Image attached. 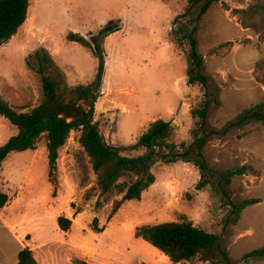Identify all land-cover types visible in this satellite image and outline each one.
Here are the masks:
<instances>
[{"label": "rangeland", "instance_id": "1", "mask_svg": "<svg viewBox=\"0 0 264 264\" xmlns=\"http://www.w3.org/2000/svg\"><path fill=\"white\" fill-rule=\"evenodd\" d=\"M187 8L188 0H31L32 19L7 42L12 50L8 57L0 52V95L18 111L30 112L42 104L44 94L40 75L27 64L29 55L44 47L71 87L89 84L98 61L68 35L89 38L111 19H121L122 32L104 43L106 71L95 120L106 141L122 147L125 155L143 153L130 147L158 118L173 123L178 145H190L194 131L201 129L193 111L210 100L204 130L212 135L204 157L211 173L203 176L191 162H158L153 168L156 182L144 199L126 202L117 212L125 216V233L119 226L112 230L117 213L110 216L122 194L116 189L102 193L79 130L59 150L56 187L49 176L46 135L37 149L9 155L0 171V188L12 194L30 174L33 224L43 219L47 234L54 237L59 232L52 226L59 225V216L73 220L72 235L66 234L58 250L63 264L75 259L90 264H179L162 261V253L152 257L139 249L144 243L134 234L140 225L183 219L217 234L231 264H264V257L245 258L264 246V122L250 119L232 125L248 110L264 112V0H222L194 25L188 18L175 23ZM183 25L188 33L196 27L193 36L209 76L206 86L188 84L190 42L178 44L172 35L173 28ZM32 62L36 66L35 58ZM17 133L18 128L0 115V146ZM242 165H247V174L227 184L221 173ZM129 180L125 176L120 181ZM201 180L209 183L198 189ZM250 198L261 201L242 209L237 219L239 203ZM94 218L105 227L102 234L93 230ZM181 264L212 263L196 258Z\"/></svg>", "mask_w": 264, "mask_h": 264}, {"label": "trees", "instance_id": "2", "mask_svg": "<svg viewBox=\"0 0 264 264\" xmlns=\"http://www.w3.org/2000/svg\"><path fill=\"white\" fill-rule=\"evenodd\" d=\"M222 0H188L187 10L176 16L174 22L187 19L189 25L196 24L203 14H206L213 3ZM31 0H0V46L13 38L28 19ZM197 11L195 17H191ZM121 19H111L97 33L90 37L70 32L68 40L77 42L90 49L98 61L95 79L89 84L71 87L61 67L52 54L44 47L30 54L27 64L41 77L44 100L41 105L30 112L18 111L0 95V115L7 118L18 128V133L0 146V170L5 160L12 152H23L37 149L40 138L46 135L49 158L50 181L57 186L55 177L59 150L63 147L74 130L81 132L79 141L91 158L93 170L99 176V187L103 194L117 190L122 194L111 213L116 214L128 200H141L143 193L155 182L153 168L158 162L166 164L179 161L196 164L202 175L211 173L204 157V148L212 131L206 132L210 100L193 111L200 118V130L194 131V141L190 145H178L174 140L175 127L171 121L158 118L138 138L132 149H141L143 153L137 156L123 154V148L109 144L101 133L99 122L95 120L96 103L102 94L103 79L106 71L105 40L111 34L122 29ZM196 27L186 32L185 26L172 29V35L178 44L188 39L190 66L187 70L188 84L206 86L209 76L204 73L205 60L198 51V40L193 36ZM36 60V66L32 62ZM80 102H84L81 104ZM262 108V105H259ZM255 119L264 122L262 109L246 111L233 126L244 125L248 120ZM181 147L184 151L179 150ZM247 165L238 166L221 173L222 178L230 184L233 177L245 175ZM129 176V181L121 182V178ZM208 181L201 180L198 189L204 188ZM9 195L0 188V210L9 202ZM258 198L246 199L238 205V216L248 205L260 202ZM99 219L94 218L93 230L103 232L105 227H99ZM58 224L64 231L71 229L73 220L59 216ZM135 237L150 243L174 263L191 262L199 258L212 264H231L229 252L222 247L220 237L197 225L191 220L167 221L157 224H144L136 227ZM248 257H264V246L248 253ZM75 264H90L81 259H75ZM18 264H39L33 251L26 247L19 252Z\"/></svg>", "mask_w": 264, "mask_h": 264}, {"label": "crops", "instance_id": "3", "mask_svg": "<svg viewBox=\"0 0 264 264\" xmlns=\"http://www.w3.org/2000/svg\"><path fill=\"white\" fill-rule=\"evenodd\" d=\"M29 17L30 12L28 13L27 21L23 24V26L19 29L18 33L14 37H16L23 30L24 26L29 23ZM120 32H122V30L117 31L113 34ZM10 40H12V38ZM10 45L11 44L7 43L3 46H0V52L2 51L1 57H8L9 52L12 51L9 48ZM23 57H25V53ZM30 182H32V177L30 176V174H27L24 178V182L20 185L17 191L13 192L12 194L6 192L9 195L10 200L8 204L2 210H0V264H18L19 252L26 247H29L33 251L34 256L39 264H63L61 258H59L58 256V250L62 249V247L64 246L66 234H70L71 229L68 231H64L59 227V225H56L54 223L52 228L59 232V234L52 237L47 234L46 227L44 226L46 222L43 219L33 224L31 216L32 201L28 196V191H30L31 189V185L29 184ZM145 193L146 191L143 193L142 199L138 201H142L144 199ZM126 202L134 204V200H128ZM124 219V215L117 213L115 218L111 221L112 230H114L115 227L119 226V228L123 229L124 231L123 227L125 226L122 227L121 225ZM78 222L79 220H77V224ZM72 227H74V223ZM78 231L79 230H77V232ZM103 232H97V234H102ZM71 235L72 234H70V236ZM73 236L76 235L73 233ZM91 239L94 240V236H92ZM136 239L144 243L142 246H138V248L141 250H145L147 254L151 255L152 257H157L159 255L158 252L164 254L145 240L139 238ZM162 261L169 263L171 260L167 255H165V258L162 257ZM69 264L74 263L70 262Z\"/></svg>", "mask_w": 264, "mask_h": 264}, {"label": "bare ground", "instance_id": "4", "mask_svg": "<svg viewBox=\"0 0 264 264\" xmlns=\"http://www.w3.org/2000/svg\"><path fill=\"white\" fill-rule=\"evenodd\" d=\"M35 1V0H34ZM32 19V17H30V19L29 20H31Z\"/></svg>", "mask_w": 264, "mask_h": 264}]
</instances>
